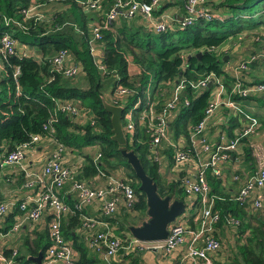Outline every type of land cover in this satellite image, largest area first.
<instances>
[{"label": "trees", "instance_id": "trees-1", "mask_svg": "<svg viewBox=\"0 0 264 264\" xmlns=\"http://www.w3.org/2000/svg\"><path fill=\"white\" fill-rule=\"evenodd\" d=\"M139 1L149 3L151 0ZM260 1L262 0H219L217 3H212L210 20L198 19L194 25L184 30L175 28L168 29L164 33H156L145 24L142 26L138 22L134 23L133 19L132 22L121 20L120 24H112L113 30L102 31L100 42L102 48L98 54L105 65L107 74L101 75L93 64L87 44L89 38L87 24L90 14L84 12L72 0H0V36L9 31V28L3 24V16L21 20L20 11L29 5L46 4V6L49 5V10L55 3L63 5L59 10L53 9L47 12L44 22L29 24L27 33L22 34L18 31L14 35L16 40H19L21 35L35 36L32 45L39 51V55L38 59L18 58L15 55L4 62L6 77L3 82L9 84L10 88L8 99L0 102V153L4 148H15L18 144L28 140L30 135L40 133L42 124L49 117L55 101L73 102L80 110L88 111L89 116L91 113L95 124L90 126L88 121L81 126L70 117L61 114L56 125V140L67 149L78 151L87 146L98 145L100 153V158L96 163L92 158L85 156L86 161L84 166L81 165L78 169L75 181H82V179H88L100 173L112 175L122 168L125 173L124 177L134 188L136 202L133 207L127 210L120 205L124 225L123 223L119 225L118 233L128 231L130 226H137L147 218L145 196L138 189L139 183L132 168L121 155L123 149L134 152L147 176L156 184L160 197L169 196L173 200L186 204V195L180 186V181L164 179L165 175L160 171V163L156 160L154 152L150 150L149 137L145 129L138 125L137 119L132 144L129 143L128 138H126L125 147L119 146L112 140L111 116L104 110L103 92L106 86L111 87V90L122 86L130 91L132 94L127 97L124 105L126 110L132 109L139 99L144 101L147 90H150L154 97L157 89H160V92H167L176 82L183 79L197 81L213 74L221 78L225 86L230 88L234 78L223 69L227 62L223 61L224 53L217 51L230 39H237L243 33L250 35L264 26L263 11L260 14L252 12L254 5ZM168 4L173 3L168 0ZM109 6V1L104 2L105 11ZM167 7L168 5L162 9ZM157 15L158 13L155 14ZM94 16L101 17V13H95ZM64 23L76 25L83 30L85 35L79 36L69 26L61 28ZM177 31L183 33V39L167 40L170 33L174 34ZM260 38H264V35ZM156 42L158 46L153 49ZM78 45L83 47V51H78ZM183 46L190 47L194 53L187 56L181 55L179 52ZM62 49L72 52L74 61L80 63L81 74L87 81V87L80 88L73 84V80L78 77L66 79L51 72V56ZM198 54L201 55L198 56ZM130 63L138 68V72L132 75L128 71ZM16 66L20 70L19 95L16 94V85L12 78ZM209 92L210 89H202L198 92L187 89L182 94L181 102L169 125L171 139L176 140L180 136L187 137L189 130L202 119ZM184 98L188 100L187 105L184 103ZM142 106L143 104L134 111L136 117ZM237 122V117H234L230 122V129L238 126L239 122ZM229 136H232L230 132ZM244 148L246 160H253L251 149L249 147L246 149V146ZM159 152V156L164 158L168 166H171L173 163L172 149L166 146ZM207 181L213 189L211 193L217 197L214 212L219 214V221L215 226V234L217 235L222 224H228V221L233 219L238 222L236 229L245 241L237 248L238 257L231 264H264V210H249V216L244 215L240 210H243L245 206H240L234 199L224 198L217 192V187L221 182L218 178L212 175ZM65 198L67 203L73 206V200L70 197ZM197 204L196 199L192 206ZM18 209V207L12 209L13 212L2 219L6 217V222L12 224L13 217L18 214ZM46 209H48L47 206ZM81 214V212L74 211L63 219L61 230L64 240L76 253L74 257L76 264H102L101 261L90 258L89 249L75 231L82 227ZM135 218L138 221H134ZM187 219L190 222L193 221L194 215ZM243 219H247V225ZM106 220L114 223L112 218ZM11 224L7 228H10ZM246 232L248 235L244 238ZM121 239L125 241V245L128 244L125 236ZM49 246L48 229L45 234L35 233L33 239L25 236L22 242L24 253L18 255L17 252L15 264H18L17 262L30 264L27 257H35L39 253L43 257ZM124 251L121 250L120 253ZM3 254L9 258L11 250H3Z\"/></svg>", "mask_w": 264, "mask_h": 264}, {"label": "built area", "instance_id": "built-area-1", "mask_svg": "<svg viewBox=\"0 0 264 264\" xmlns=\"http://www.w3.org/2000/svg\"><path fill=\"white\" fill-rule=\"evenodd\" d=\"M53 1V0H52ZM83 11L100 12L104 7V2L109 1L110 6L104 13L101 23L94 24L91 27V35L88 39V47L94 66L101 75L107 74L105 65L99 58V50L102 48V31L111 30V25L119 19L131 20L135 17H141L143 21L156 33H164L170 29V22L174 21L172 16L162 9L164 0H151L149 3L139 0H72ZM51 2V1H50ZM168 2V1H167ZM183 12L181 20L178 21V28L184 30L196 22L198 19L210 20L212 18V8L210 0H179ZM46 4H32L20 11L21 20L2 17L4 26L9 31L0 36V59L5 62L8 58L16 55L17 40L11 35L13 31L27 33L29 24L42 23L47 18ZM160 13L157 20L155 14ZM264 14V11H263ZM49 21V20H47ZM78 31V30H77ZM81 36L84 32L78 31ZM262 35L255 37V43L259 45V50L247 56L244 60L237 63L233 68L235 73L234 82L230 88H227L221 78L211 74L197 81L181 80L170 88L169 97L160 104L157 99L151 100L147 93V102L142 110H139L137 117L134 111L142 105L139 99L132 109L123 112L122 129L129 143L132 144L133 135L136 129V119L138 125H141L149 137L150 150L154 152L156 160H159L158 153L160 149L166 146L172 149V169L176 174L182 173L180 177V186L187 197H196L199 203V215L195 228H191L184 220L169 226L167 238L163 242L153 243L155 248L167 254L179 247H184V251L177 264H186L187 261H202V264H212L210 256L220 250L221 243L215 235V226L219 221V214L214 212L217 197L212 194L207 182V173L210 171L213 176H221L219 164L229 160L230 153L237 150L241 141L254 133L258 126L255 117L248 114L240 101H245L253 94L264 95V82L257 83L252 87H244L239 79V73L245 72L250 65H264V38ZM51 72L66 79H75L81 74V65L72 59L66 49L57 51L52 55ZM20 75L19 67L14 68L12 78L16 85V94H20L18 86V77ZM212 83L210 88L209 83ZM198 92L202 89H210L207 105L203 111L202 119L193 126L187 137L180 136L176 140L170 138L169 122L181 102L182 94L187 90ZM149 92V91H148ZM132 93L122 86H117L112 96L114 105ZM187 105L188 100L184 98ZM221 107H225L235 112L245 120V126L239 130L233 139L220 141L214 144L209 141L207 131L213 115ZM125 107L123 106V109ZM63 114L71 119L80 118L84 114L89 121L90 126H94L93 115L88 112H81L78 106L73 102L55 101L54 107L49 117L42 124L41 132L32 134L29 139L18 144L9 152L6 148L0 153V168L6 166H19L24 178V188L34 191L27 195L19 203L21 211L20 221L11 229V232L19 230L25 221L37 222L43 214L45 207L49 209L51 221L49 223L50 246L42 257L41 264H76L74 251L71 246L65 242L62 234V221L69 215L76 212H84V209L95 200H101V211L104 216L111 217L120 205L130 210L136 202L134 188L126 179L108 177L106 185L102 187H92L86 181H73L74 173L80 166H66L61 162V153L63 145L55 138L56 125L59 122V116ZM79 122V123H77ZM79 125L81 121H77ZM246 122H248L246 126ZM44 144L46 147L54 145V151L47 156L42 169L30 170L23 166V162L31 151L37 145ZM252 156L256 161V171L249 177L239 189L234 197V201L240 206H244L251 201L253 207L258 210L264 208L263 196L260 191L264 188V146L262 144H250ZM207 155L208 158L204 159ZM100 158L98 152L93 158L96 163ZM185 172V173H184ZM101 176H106L100 173ZM238 180V176L234 177ZM73 181L70 189L64 192V186ZM62 190V191H61ZM61 191V193H60ZM259 191V192H256ZM60 193V194H59ZM74 194L73 206H70L65 197ZM10 205L0 203V219L7 213ZM82 216V223L85 228L90 229V218ZM229 224L234 220L230 219ZM121 238H118L113 232L104 225V230L95 233L89 240V245L95 251L101 253L104 264H120L116 257L121 250H127L132 246L124 244ZM134 243V242H133ZM137 245L143 243L136 241ZM145 244V243H144ZM17 250L12 249L9 258L5 257L0 247V264H15Z\"/></svg>", "mask_w": 264, "mask_h": 264}, {"label": "crops", "instance_id": "crops-1", "mask_svg": "<svg viewBox=\"0 0 264 264\" xmlns=\"http://www.w3.org/2000/svg\"><path fill=\"white\" fill-rule=\"evenodd\" d=\"M167 1L168 0H164L162 2V6L164 7L168 5V7L164 10H166V12L169 13V15L172 16V18L174 19V21L169 23L171 25L170 29L172 30V29L178 28V21L181 20L183 12L181 8L178 10L175 9L173 12H169L170 6L177 3L179 0H171L173 4H168ZM217 2H219V0H210L211 8H212V3H217ZM48 6H47L48 8L47 12L53 9H57L56 7H58L57 5H55L51 8V10H49ZM105 12L106 11L104 10V7L100 12H98V14L101 13V17H95L94 16V14L96 13L95 11L88 12L90 14L89 21L87 24V34L89 38L91 35V27L94 24L102 22ZM156 18L157 20H159L160 13H158ZM121 20L123 19H119L113 24H118V23L120 24ZM131 20H126V21L130 22ZM132 21L134 23L138 22L139 25L141 24L142 26H144L143 24H145V26L147 25L143 21V19L139 16L135 17ZM66 26L71 27L74 32H76L79 36H81L78 31L83 32V30H81L79 27H77L76 25L72 23H64L63 25H61V28H64ZM111 29L112 30L114 29L112 25H111ZM16 33H18V31H13L11 32V35L14 37ZM260 35L262 36L264 35V26L258 28V30L254 31L250 35L243 33L242 35L238 36L237 39H235V40L239 39L237 43L235 42L231 46L227 45L226 47L222 48V49L226 48L224 51L225 60L223 59V61H227L224 64L223 69L232 78H235V73L233 71V68L237 65V63L247 58L249 54L253 52H257L259 50V45L255 43V37L260 36ZM235 40L233 39V41ZM33 49L35 48H30V51H27L25 48V45H23L21 42H19V40H17L16 55L18 56V58L33 57L35 59H38L39 51L37 50L34 51ZM77 49L80 52L83 51V47L79 45L77 46ZM219 50L218 52H222ZM69 53L72 59H74L72 52H69ZM128 71H129V74L132 75L138 72V68L134 64L130 63ZM238 76H239V79L242 81V84L244 87H247V86L252 87L257 83H262L264 82V65L258 64V63L250 65L245 72L239 73ZM5 77H6V69L4 67V62L0 59V93L2 91V86L6 85L3 82ZM73 84L80 88L87 87V81L85 77L82 76V74H80L77 79L73 80ZM115 89L111 90V87L106 86V89L103 92V96H104L103 101H106L107 103L114 105L112 96L115 93ZM160 91H161L160 89H157L155 96L152 97L151 91L147 90L145 94L146 101L143 102L141 100L143 107L145 103L147 102V93L149 94L151 100L157 99L160 102V104L164 103L162 102L164 100L160 99L163 97V93ZM126 101H127V97L120 100L118 102V105H115V106L123 107ZM239 103L242 107H244L245 111L248 114L252 115L253 117L257 119L258 126L254 130L253 134L249 135L246 139L241 141L236 151L230 153L229 160L225 162H221L219 164V167L221 168V176L218 179L221 182L219 186L217 187V192L222 197L231 198V199H234V197L239 192V189L241 188V186L256 171V161L253 156H252L253 160L251 159L250 161L246 160V157L244 154V149H245L244 146H246V149L247 147H249L251 151H252V148L250 147V144H255V145L262 144L264 146V95L263 94L262 95L253 94L249 96L248 99H246L245 101H240ZM80 111L88 112L84 110H80ZM231 112L233 111L225 107H221L218 111H216V113L211 118L209 129L207 131V136H208L209 141H211L214 144H218L220 143V141H227V140L233 139L235 137V134H237L239 130H242V128H244L245 120L241 116L237 115L235 112L233 113H235L237 116L231 115ZM234 117H237L239 123L237 122L238 126H235L232 129H230V126H231L230 122L233 120ZM239 117L241 119H239ZM73 121L75 122L81 121V124H85L87 121V117L84 114H81V117L79 119L76 118ZM170 122H169V125H170ZM247 124L248 122H246V126ZM139 126L142 128L141 125ZM229 132L232 134V136H229ZM53 151H54V145H49L48 147H46L44 144L37 145L34 148H32L31 151L28 153V155L26 156L23 162V166H26L30 170L42 169L47 156H49ZM98 151H99L98 145L87 146V147L82 148L80 151L75 150V149L74 150L67 149L63 145V151L61 153V162L64 163V165L66 166H72L74 168L81 166V165L84 166V163L86 161L85 156L88 157L89 159L90 158L95 159V156L98 153ZM159 154L160 152L158 153V158H159L158 162L160 163V171L163 173V175H165L164 179L167 181H170V180L179 181L182 173L176 174L175 172H173L172 165L168 166L164 158L159 156ZM207 158L208 156L205 155L204 159H207ZM77 173L78 172L74 173L75 175H74L73 181H75V177ZM170 174L173 176V179L170 177ZM124 176H125V173L123 169L119 168L112 175H106V176L96 175L94 177H91L88 179H82V180L90 183L92 187H102L106 185L108 181V177H111L113 179H116V178L126 179ZM211 176L212 174L209 171L207 173V179L208 177H211ZM235 176H238V180H234ZM0 179H1L0 203H5V204L10 205L9 206L10 209L8 210V213L6 214V217H7V215L13 212L12 209L16 207L19 208L20 202L18 201L24 200L27 195L33 194L34 191H29L24 188L23 186L24 178L22 177V172L19 166H6V167L1 168ZM73 181H70L64 186V189H63L64 192H67L70 189ZM210 185L211 184L209 182V187L212 191L213 189ZM256 192H259V191H256ZM260 193L263 196V204H264V188L260 191ZM70 198L71 200H73L75 198V195L74 194L70 195ZM196 199H197L196 197L186 196V199H185L186 204H187L186 210L184 214L180 216L181 217L180 220H184V218L187 219L188 217L194 215L193 221L190 222L188 221V219L187 221L184 220L188 224L189 227H194V228L195 226H197L195 221H197V218L199 215V203L196 206H192L193 202H195ZM101 205H102V201L98 199L92 202L89 206H87L84 209V212H82V214L83 216L90 218V222H91L90 229L85 228L84 224L82 223V227L75 231L77 232V235L81 237L82 241H84V244L86 245V247L89 249L88 254L90 255V258L92 260L96 259L98 261H101L102 264H104L101 253L95 251L94 249L90 247L89 240H91V238L95 235V233L104 230L105 224L114 234V231L116 229L118 230L119 225L123 222H122V216L120 212L121 206H119L118 210L111 217H107L103 215L101 211ZM244 206L245 208H243V210H240V211H243L244 215L246 214L247 216H249V212H250L249 210L256 211L251 201L247 202ZM18 210H19L18 214H16L13 217L12 224L6 222V217L4 219L1 218L2 220H0V247L2 250L16 249L18 252V255H20V253H24V250L22 248L23 238H25V236H29L30 239H33L35 233L45 234L47 232V229L49 228V223L51 221V214L49 212V209H46L44 210V214L39 221L37 222L25 221L24 223L21 224L18 231L11 232L12 227L17 222L20 221V218H23L21 216L22 213L20 209ZM263 210L264 208L262 209V211ZM107 218H112V220H114L113 221L114 223H109V221L106 220ZM80 219L82 222V216ZM243 221H245L246 225L248 224L247 219H243ZM10 224H11V227L7 228L9 227ZM237 224L238 222L234 221L233 224H229V223L222 224L219 227L217 235L216 234L215 235L221 242V248L220 250L216 251L210 256V260L212 264H231L232 261L238 257L237 248L240 245H243L245 241L243 240V236H240L236 229ZM122 233H123V236H125V238L127 239L128 245L132 247L125 250L122 254L119 253V255L116 257V261L120 264H177L179 258L181 257L184 251V247L182 246V247L175 249L174 251L170 253H167L166 255L168 254L170 255L168 257V260L165 263V261L163 262L161 260H157V253L160 250L155 248V244L153 243L144 244L143 243V245L139 246L137 245V243H135L136 240L129 237L125 233V231H122ZM247 235H248V232H246V236L244 235V238L247 237ZM74 254L76 255L75 252ZM137 257L140 258L139 261L136 259ZM28 258H31V257L30 256L27 257V260ZM29 261L31 262L30 264H36L32 262L31 260ZM17 263L22 264V262H17ZM186 264H202V261L198 260L196 262H192L188 260Z\"/></svg>", "mask_w": 264, "mask_h": 264}, {"label": "water", "instance_id": "water-1", "mask_svg": "<svg viewBox=\"0 0 264 264\" xmlns=\"http://www.w3.org/2000/svg\"><path fill=\"white\" fill-rule=\"evenodd\" d=\"M200 55L198 54V56ZM211 84V82L208 84L209 88ZM103 107L111 116L112 140L119 146L125 147L127 142L122 129L123 107L109 104L106 101H103ZM10 150V148L7 149L8 152ZM121 155L132 168L139 183L138 189L145 196L147 207V219L138 226H130L128 231L133 239L141 243L163 242L167 238L169 226L184 214L186 204L179 200H173L169 196L160 197L156 184L147 176L133 151L123 149ZM28 260L41 264L42 255L39 253L37 257H31Z\"/></svg>", "mask_w": 264, "mask_h": 264}, {"label": "rangeland", "instance_id": "rangeland-1", "mask_svg": "<svg viewBox=\"0 0 264 264\" xmlns=\"http://www.w3.org/2000/svg\"><path fill=\"white\" fill-rule=\"evenodd\" d=\"M55 5H57L58 7H56L57 8V10H59L63 5L62 4H56L55 3ZM54 5V6H55ZM181 8V4L179 3V1L177 2V3H175V4H173V5H171L170 6V9H169V12H173L175 9H180ZM264 10V0H262V1H260V2H258V3H256L255 5H254V7L252 8V12L253 13H255V14H260V13H262V11ZM171 35H170V37H168V39L167 40H174V39H178V38H184V35H183V33L181 32V31H177L176 33H170ZM34 38H35V36L34 37H30V36H26V35H21V37H20V39H19V42H21L23 45H25V48H26V50L27 51H30V48H35V49H33L34 51H36L37 49H36V47L34 46V45H32L33 44V40H34ZM235 40V39H234ZM239 40V39H238ZM238 40H235V41H233V39H230V41H228V42H225L222 46H220V50L219 51H222L221 53H224V51H225V49H222L223 47H226L227 45L228 46H231L233 43H237L238 42ZM155 47L153 48V49H156L157 48V46H158V44H157V42L155 43ZM138 52V51H137ZM218 52V51H217ZM138 53H140V52H138ZM181 55H183V56H187V55H192L193 53H194V50L193 49H191L190 47H186V46H183V49L179 52ZM218 53H220V52H218ZM83 76V75H82ZM10 88V86H9V84H6V85H3L2 86V91H1V93H0V102H5L7 99H8V95H9V93H8V89ZM164 89V88H163ZM165 90V89H164ZM168 91L170 92V90L168 89ZM162 92L163 93V97H162V99L165 101V100H167L168 99V97H169V92ZM146 101V98L144 99V101L143 102H145ZM87 103H89V102H87ZM130 104V103H129ZM128 106L126 105V108H127ZM128 111V109H124V113L125 112H127ZM231 115H233V116H237L235 113H233V112H231ZM239 119H241L240 117H239ZM122 125H123V122H122ZM127 138H128V135H127ZM170 177L173 179V176L170 174ZM171 181V180H170ZM187 213V212H186ZM132 218V217H131ZM180 218L181 217H178L176 220H175V222L174 223H177L179 220H180ZM147 219V218H146ZM145 219V220H146ZM186 221H187V219H185ZM134 221H138V219L137 218H135L134 219ZM174 223H172V224H174ZM171 224V225H172ZM187 224V223H186ZM123 225H124V223H123ZM170 225V226H171ZM125 233L129 236V237H131V234L129 233V231H125ZM114 235L115 236H117L118 238H123V233H122V231L121 232H119L118 233V231H117V229L114 231ZM132 238V237H131ZM221 243V242H220ZM169 255L170 254H168V255H166L165 253H163V252H160V251H158V253H157V260H161V261H165V263H166V261L168 260V257H169ZM138 261L140 260V258L139 257H137L136 258Z\"/></svg>", "mask_w": 264, "mask_h": 264}]
</instances>
